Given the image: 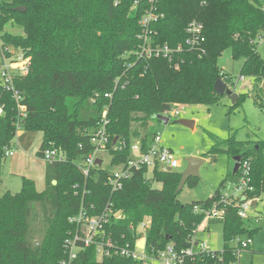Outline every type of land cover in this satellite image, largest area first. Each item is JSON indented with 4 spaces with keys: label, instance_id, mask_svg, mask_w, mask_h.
Masks as SVG:
<instances>
[{
    "label": "trees",
    "instance_id": "trees-1",
    "mask_svg": "<svg viewBox=\"0 0 264 264\" xmlns=\"http://www.w3.org/2000/svg\"><path fill=\"white\" fill-rule=\"evenodd\" d=\"M134 2L1 0V48L11 47L16 54L29 58L28 73L12 81L26 112L21 131L41 134L40 159L44 150L52 148L61 160L46 163L42 192L36 191L33 181L22 177L19 192L0 196V264H60L64 258L62 244L73 229L68 219L77 214L81 203L94 206L92 214L111 206L121 216L105 228V234L121 244L144 237L150 255L168 245L180 249L204 221V214H194L193 207H211L219 201L224 185L237 180L238 172H231L209 199L183 205L178 201L182 190L177 192L182 174L177 171L154 169L147 179L148 169L143 168L112 192L106 172L98 170L85 178L78 169L77 163L92 149L89 132L102 120L107 121L109 137L106 154L112 165H121L131 156V144L139 142L142 153L148 150L157 134L150 122L161 123L156 116L173 106L217 103L220 97L213 90L215 81L232 85L230 77L221 74L217 66V59L227 49L233 59L243 60L240 77L253 79L251 93L255 92L256 104L264 108V59L257 53L258 37L264 29V6L257 0H156L154 8L162 18L151 26L154 43L174 48L184 44L189 21L203 25L205 55L198 58L183 51L177 55L178 69L164 59L136 56L141 45L139 21L149 5ZM17 7L25 12H15ZM7 24L18 27L22 34L4 31ZM5 55L11 56L9 51ZM245 95L238 94L232 108ZM0 106L1 184L5 152L18 134L16 101L1 85ZM115 140L126 147L114 151ZM221 152L249 163L252 192L248 197L258 201L264 194V141H238L233 134L217 140L206 157L214 161ZM197 181L190 178L184 186L193 188ZM145 220L148 226L140 234L138 228ZM208 222L221 224L222 252L229 262L235 261L230 242L252 239L259 230L251 217L240 219L232 207L226 208L222 220ZM211 262L210 257L201 255L189 264ZM71 264L142 263L121 257L98 261L96 249L89 247Z\"/></svg>",
    "mask_w": 264,
    "mask_h": 264
},
{
    "label": "built area",
    "instance_id": "built-area-1",
    "mask_svg": "<svg viewBox=\"0 0 264 264\" xmlns=\"http://www.w3.org/2000/svg\"><path fill=\"white\" fill-rule=\"evenodd\" d=\"M140 1H145L149 5V9L144 12L139 21L141 35L138 38L141 41V45L136 52V56L139 59H164L169 63H173L174 68L178 69L179 64L177 62V55L181 54L183 51L188 50L195 53L198 58L205 55L206 50L203 46L205 41L203 36V25L197 20H191L187 23L184 29L186 36L184 44L171 48L167 45L154 43V34L151 26L158 23L162 15H159L155 11L154 6L156 0H135L134 5L138 4ZM261 40L264 41V29L258 37V42ZM7 51V49L2 50L0 44V85L5 90L11 92L16 101L18 108L16 130L17 133H19L21 131L20 123L25 119L26 112L25 107L19 103L20 96L14 90L12 81L15 76H23L28 73L29 59L24 58L21 54H11V51H9L11 56L7 57L5 55ZM6 61H10V63L7 64ZM241 80H243V77L240 78V81ZM105 97L109 98L110 95H105ZM173 107L162 115L165 117L169 115L178 117L180 113L174 111ZM2 115L3 108L0 106V116ZM106 126L107 121L102 120L99 122L97 128L89 132L92 149L90 153L83 157L77 164L78 169L85 178L89 177L92 172L98 170L104 171L107 173V185L111 188L112 192H115L122 188L123 182L130 179L134 171L147 168L151 171L157 169L160 172H167L169 170L176 171L180 167V161L176 155L170 149L162 145L159 134H156L152 144L145 153L141 152V145L139 142L131 144V156L125 164L112 165L110 159L109 165L115 167L116 171L108 172L103 168L104 162L102 160V154L107 153L109 144ZM112 146V149L116 151L125 148L126 144L116 141ZM13 155V151L6 150L5 157H12ZM42 160L45 163H52L61 160V156L58 151L50 148L43 151ZM97 160L100 161V166L96 164ZM249 183V163H240L237 180L233 183H228L227 192H224L225 190L221 192L219 201L214 202L211 207L208 208L194 206L193 213L204 214V221L206 222L210 220H222L226 208L232 207L237 209V216L240 219L245 220L249 218L250 210H254L257 204V200L248 197V193L252 192V187ZM253 202L256 203L254 207H252ZM94 210V206L86 207L81 203L77 214L68 219L73 229L67 234L62 244L64 258L60 264H71L81 251L89 247H94L96 249L98 261L112 257H121L139 261L142 264H189L191 261H194L196 257L204 255L210 257L212 260L210 264H242V254L252 244V239L249 238H235L232 240L230 245L234 249L233 255L235 261L229 262L225 260L222 250L216 252L211 251L205 242H200L196 239L197 228L185 243L188 244L187 247L178 249L173 245H168L158 254L150 255L146 252V239L144 237L135 240L134 243L131 244H121L112 236L105 234V228L111 220H114V218H121L111 206H106L98 214H92ZM148 223L149 221L145 220V222L140 225V228H138V233H144ZM141 240L145 241L142 249L139 248Z\"/></svg>",
    "mask_w": 264,
    "mask_h": 264
},
{
    "label": "rangeland",
    "instance_id": "rangeland-1",
    "mask_svg": "<svg viewBox=\"0 0 264 264\" xmlns=\"http://www.w3.org/2000/svg\"><path fill=\"white\" fill-rule=\"evenodd\" d=\"M257 1L264 6V0ZM4 31L13 35L22 34V30L12 24H7ZM7 50L11 51V54H16L11 47ZM257 53L264 59V41L262 40L257 44ZM6 63L9 64L10 61ZM242 63V59H233L229 49L223 51L217 59L221 74L231 79L232 85L228 84V88L236 94H246L237 107L232 108L229 97L223 96L212 105L174 106V111L179 112L180 115L178 117L167 116L169 122L166 125L162 122H150V126L159 134L162 145L170 149L180 161V167L176 170L178 173L182 174L185 171L186 158L198 157L205 160L199 169L197 184L193 188L184 186L178 195V201L183 205L209 199L224 178L232 172L234 162L226 154L218 153L214 161L211 156L206 157L217 140L223 141L235 134L238 141H264V108L256 104L255 92L251 93L253 79L243 77L240 81ZM179 120L193 122L194 126L191 128L180 125ZM17 137L22 149L18 152L11 146L9 150L14 153L16 151V157L14 159L5 157L3 161L0 196L8 191L11 194L19 192L22 184L21 176L33 181L37 192L40 193L45 189L46 163L37 156L41 134L20 131ZM16 138L12 144H15ZM102 158L104 169L108 172L116 171L115 167L109 165L110 157L107 154H102ZM151 176L152 171L148 170L145 177L150 179ZM153 187L160 188V185L154 184ZM227 187L228 183L224 185V192H227ZM249 217L254 220L259 230L252 237V244L248 251L242 254L241 263L264 264V194L257 201L255 209L250 210ZM196 239L205 242L211 251H221L223 247L221 224L204 221L197 229Z\"/></svg>",
    "mask_w": 264,
    "mask_h": 264
},
{
    "label": "water",
    "instance_id": "water-1",
    "mask_svg": "<svg viewBox=\"0 0 264 264\" xmlns=\"http://www.w3.org/2000/svg\"><path fill=\"white\" fill-rule=\"evenodd\" d=\"M14 11L17 13H23L25 12V9L22 7H17L14 9ZM261 87L264 89V84H262ZM213 90L215 94H217L219 97H223V96L229 97L232 105H234L236 101L238 100V94L230 90L227 87V84L223 80H220V79L216 80L213 85ZM155 118L165 125L168 124L169 122V119L163 115H158ZM178 123L180 125L188 126V127L190 126L191 128H193V122L186 121V120H179ZM114 142H116V140ZM240 161H241V157L233 158L234 165L232 169V174H236L238 172ZM185 163H186V169L181 175V179L177 187V192H180L182 190V188L184 187L188 179L199 177V169L205 163V160L202 158H198V157H189L185 159ZM96 164L100 166V161L97 160ZM167 172H171V171L169 170ZM55 184L56 182L53 181L52 185H55ZM255 204L256 203L253 202L252 207H254ZM144 243L145 241L141 240V242L139 243V248L142 249L144 246ZM187 246L188 244L183 245V247H187Z\"/></svg>",
    "mask_w": 264,
    "mask_h": 264
},
{
    "label": "crops",
    "instance_id": "crops-1",
    "mask_svg": "<svg viewBox=\"0 0 264 264\" xmlns=\"http://www.w3.org/2000/svg\"><path fill=\"white\" fill-rule=\"evenodd\" d=\"M193 126H194V123H193ZM18 135V134H17ZM16 138V137H15ZM12 146H13V149L14 150H16V151H20L21 149H22V146H21V143H20V141L18 140V137L16 138V141H15V144H12ZM16 151H15V153H14V155L12 156L13 157V159L16 157ZM14 162L16 161V160H13ZM44 162V161H43ZM19 163V162H18ZM17 166H18V164H17ZM16 166V167H17ZM12 173H15V172H12ZM25 178L24 176H21V178ZM9 192V191H8Z\"/></svg>",
    "mask_w": 264,
    "mask_h": 264
}]
</instances>
